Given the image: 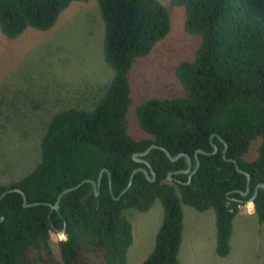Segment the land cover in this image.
<instances>
[{
    "label": "trees",
    "instance_id": "16d2710c",
    "mask_svg": "<svg viewBox=\"0 0 264 264\" xmlns=\"http://www.w3.org/2000/svg\"><path fill=\"white\" fill-rule=\"evenodd\" d=\"M74 1L0 0V27L11 39L28 28L51 29ZM105 23L104 53L114 77L94 109L72 107L57 113L42 138V160L22 179L0 184V264H127L133 226L124 211L164 208L153 251L141 264H182L183 204L216 212L217 254L231 251L235 217L241 205L264 183V0H173L185 8V28L201 37L193 60L176 68L185 95L153 97L139 105L138 119L150 135L134 138L128 130L132 103L130 70L149 55L172 29L170 8L161 0H97ZM261 139L258 155H246ZM153 148L137 161L134 154ZM215 145L217 151H215ZM202 149L203 152L196 151ZM226 150V153H225ZM250 175L251 191H246ZM143 167L146 173H135ZM100 194L92 182L63 195L69 187L101 171ZM15 189H20L17 191ZM28 203L25 206L24 195ZM120 196V198H118ZM243 199L244 201H240ZM264 223V187L255 199ZM4 217V218H2ZM52 232H64L60 256Z\"/></svg>",
    "mask_w": 264,
    "mask_h": 264
},
{
    "label": "rangeland",
    "instance_id": "374dc122",
    "mask_svg": "<svg viewBox=\"0 0 264 264\" xmlns=\"http://www.w3.org/2000/svg\"><path fill=\"white\" fill-rule=\"evenodd\" d=\"M171 11L172 29L152 52L140 57L130 70L132 103L128 130L136 139L150 135L141 127L137 108L153 97L185 95L177 66L193 60L201 37L185 28V8L161 0ZM105 23L97 0L74 1L47 31L28 28L8 38L0 27V184H11L31 173L42 160V138L52 118L77 107L94 109L114 77L104 53ZM261 139L246 157L258 155ZM184 229L179 258L182 264H264V223L254 202L241 205L235 217L231 251L217 254L216 212L183 204ZM133 243L127 264H141L155 247L164 208L157 201L147 211L127 208ZM64 232H52L60 256Z\"/></svg>",
    "mask_w": 264,
    "mask_h": 264
},
{
    "label": "water",
    "instance_id": "95a60500",
    "mask_svg": "<svg viewBox=\"0 0 264 264\" xmlns=\"http://www.w3.org/2000/svg\"><path fill=\"white\" fill-rule=\"evenodd\" d=\"M153 148H161V149H163V150L167 153V155H168L173 161L177 160V159L180 158L181 156H186L187 159H188V163H189V164H188V168H187V169L178 170V171H171V172L169 173L168 177H169L170 180H172V179H173V174H174V173L185 172V173H189V180L187 181V183H190V182H191L192 176H193V175L196 173V171L198 170V167H199V165H200V162L198 161L196 167L193 168L192 158H191V156H190L189 154H187V153H179L178 155L173 156V155H172V154H171V153H170L165 147H163V146H159V145H157V144H152V145H150L145 151L135 153V154H134V158H135L137 161H143V162H146V163L149 164V162H148L147 160H145L144 158H142V157L148 155L149 152H150ZM215 151H217V146H216V145H215ZM200 152H203V150H202V149H198V150L196 151V157H198V153H200ZM225 153H226V150H225ZM149 165H150V164H149ZM150 167H152V166L150 165ZM151 169H152L153 176H151L150 173L148 172V170L145 169V168H143V167L136 168V169L133 171L132 175H131V178H130V181H129L128 185L122 190L120 196H121L122 194H124V193L130 188V186H131L132 183H133L134 175H135V173H136L137 171H139V170L144 171V172L146 173L147 177H148L151 181H154V180L156 179V173H155V171L153 170V168H151ZM237 169H238L239 171L244 172V173L247 174V176H248V184H247V189H246V191H241V190H235V191L240 192L243 196H248L249 193H250V191H251L250 175H249L248 172L242 170V169L239 167L238 164H237ZM104 170H105V169H103V170L101 171V173H100L99 178H98L97 181L92 180V179H87V180H84V181L78 183V184H77L76 186H74V187H69V188L65 189L64 191H62V192L59 194V196H58V199H57L56 204L53 205V208H56V209L59 208V206H60V199L63 197L64 194H66V193H68V192H70V191L75 190L76 188L80 187L84 182H87V181H90V182L93 183L95 193H96V195H99V194H100L99 188H100V186H101L102 175H103ZM260 187H264V183H259V184L256 186L255 191H254V194L252 195V197H251L247 202H255V199H256V197H257V195H258V192H259V188H260ZM15 190H17V191H21L20 189H15ZM21 192H22V191H21ZM6 193H7V191L4 192V193L0 196V200L6 195ZM23 195H24V204H25L26 207H27V206H30V205L38 204V203H31V204L28 203V200H27L26 195H25L24 193H23ZM120 196H118V198H120ZM2 218H4V217H2Z\"/></svg>",
    "mask_w": 264,
    "mask_h": 264
},
{
    "label": "clouds",
    "instance_id": "9594fccd",
    "mask_svg": "<svg viewBox=\"0 0 264 264\" xmlns=\"http://www.w3.org/2000/svg\"><path fill=\"white\" fill-rule=\"evenodd\" d=\"M62 239H66V237L61 236Z\"/></svg>",
    "mask_w": 264,
    "mask_h": 264
},
{
    "label": "flooded vegetation",
    "instance_id": "af4514ba",
    "mask_svg": "<svg viewBox=\"0 0 264 264\" xmlns=\"http://www.w3.org/2000/svg\"><path fill=\"white\" fill-rule=\"evenodd\" d=\"M240 201H244L243 199H239Z\"/></svg>",
    "mask_w": 264,
    "mask_h": 264
}]
</instances>
